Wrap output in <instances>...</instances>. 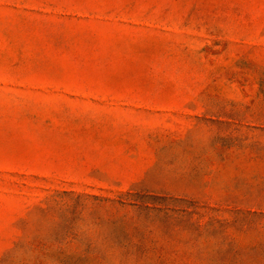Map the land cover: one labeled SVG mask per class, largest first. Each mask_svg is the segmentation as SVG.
<instances>
[{"label":"rangeland","instance_id":"374dc122","mask_svg":"<svg viewBox=\"0 0 264 264\" xmlns=\"http://www.w3.org/2000/svg\"><path fill=\"white\" fill-rule=\"evenodd\" d=\"M0 264H264V0H0Z\"/></svg>","mask_w":264,"mask_h":264}]
</instances>
